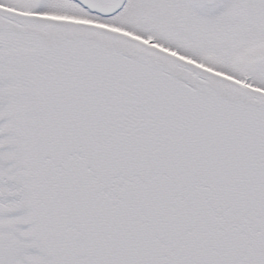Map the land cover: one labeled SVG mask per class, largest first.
<instances>
[{"label":"snow or ice","instance_id":"1","mask_svg":"<svg viewBox=\"0 0 264 264\" xmlns=\"http://www.w3.org/2000/svg\"><path fill=\"white\" fill-rule=\"evenodd\" d=\"M0 264H264V0H0Z\"/></svg>","mask_w":264,"mask_h":264}]
</instances>
